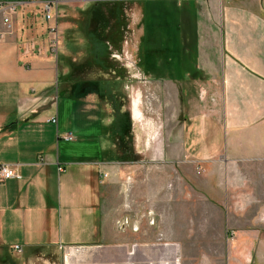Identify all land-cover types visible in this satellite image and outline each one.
Instances as JSON below:
<instances>
[{
    "label": "crops",
    "instance_id": "obj_1",
    "mask_svg": "<svg viewBox=\"0 0 264 264\" xmlns=\"http://www.w3.org/2000/svg\"><path fill=\"white\" fill-rule=\"evenodd\" d=\"M49 1L0 0V166L20 176L0 182V262L264 264V0H176L179 22L163 0H63L56 9L62 36L70 24L59 26L61 14L75 18L71 10L95 1L134 4L140 17L143 3L154 30L174 26L186 35L195 24L197 60L217 91L183 119L201 120L179 132L183 161L193 167L153 187L130 142L114 135L110 101L61 95L68 69L50 51L40 11ZM110 78L94 79L104 88ZM120 119L131 126L128 115ZM66 133L73 139H62ZM202 239L211 250L205 260L188 251ZM217 247H225L224 262Z\"/></svg>",
    "mask_w": 264,
    "mask_h": 264
},
{
    "label": "rangeland",
    "instance_id": "obj_2",
    "mask_svg": "<svg viewBox=\"0 0 264 264\" xmlns=\"http://www.w3.org/2000/svg\"><path fill=\"white\" fill-rule=\"evenodd\" d=\"M62 2L63 0H59L57 3L58 14L61 12L60 4ZM178 2L179 4H184L183 2ZM161 4L166 8L170 7L171 10L173 9L176 13V21L179 22L180 8L176 7V0H163ZM184 7L190 14L193 13L194 7L190 3L184 4ZM125 8V19L128 22V26L123 33L124 38L120 49L111 53V58L117 65L119 75L116 80L111 79V77L108 79L109 81H104L103 84L105 87L116 88L118 99L116 101L120 103V108H123L131 122L130 134L133 136V140L130 141L128 149L133 154L134 151L136 152L132 155V159L140 160L141 164L147 168L150 187H153L157 180L171 183L173 180L178 179L179 174L182 177L183 170L193 167L192 163L189 165V163L183 161L184 156L180 149L179 132L180 130L182 132V128L186 124L188 129L189 126H195L201 120L199 116L198 118L194 116L196 121L192 123L191 121L186 123L183 119L191 113L203 110L205 108V105L202 104L203 101L206 99L211 102V98L217 90L209 87L207 80H205L206 78L203 77L204 70L202 65L197 60L195 24L186 27V35L188 37L186 49H188V52H183L185 56L181 60L179 58L180 51L178 50H180L181 40L186 36L182 32V28L180 35L178 28L174 26L170 27V29L164 27L156 29L155 31L160 36V45L168 51L164 52L162 50L161 52L159 50L157 52L162 53L163 56L165 53L163 60L160 59L157 63V69L160 73L156 69V74L160 79L153 78L152 75H144L137 65L136 56L137 44L143 31L139 22L141 18L140 9L134 4ZM77 9L79 8L70 9V12L75 13V18L70 17L71 14L64 11L58 19L59 26H61L60 22L62 20L68 21L70 26L67 22H64L65 26L67 25L69 28L64 32L63 36L60 35L61 33L58 30L60 46L56 52L57 60H60L64 55L69 59L76 60L77 63H81L86 55L84 52V43L86 45V42L80 37V31L75 24V19L78 15L77 11H79ZM191 22L194 23L193 20ZM94 23L95 25L98 24L96 20H94ZM184 28L185 26H183ZM81 75L85 79H103L109 78L112 74L89 68ZM112 92H115V90L112 89ZM89 98L95 105L109 107V103H106V101L101 102L96 95H91ZM135 107L138 108L137 111L139 110L138 116L135 114ZM77 121L85 124L82 118H77ZM182 142L183 138H181V145H183ZM141 175L137 174V176ZM199 241V249L193 250V248H190L188 251L191 254L194 251L201 252L202 258L205 260L211 250L206 247L207 244L203 242V239ZM215 251L222 255L221 261L224 262L225 247H217ZM0 264L18 263L15 259L10 258L3 262L1 261Z\"/></svg>",
    "mask_w": 264,
    "mask_h": 264
},
{
    "label": "trees",
    "instance_id": "obj_3",
    "mask_svg": "<svg viewBox=\"0 0 264 264\" xmlns=\"http://www.w3.org/2000/svg\"><path fill=\"white\" fill-rule=\"evenodd\" d=\"M125 2H95L87 7L86 10L78 12V16L75 20V24L80 31V37L86 42L85 46V58L81 63L72 62L71 59L64 56L61 58L65 62V66L68 71L61 76L63 81V88L61 89V95H67V97L76 100L82 98L85 94L94 92L100 98H106L110 101L114 110V119L112 130L114 135L121 139L132 140L131 126L129 122H124V119H120L122 116H127L126 113L120 114V103H117L116 88L102 87V84L97 79H85L81 74L86 72L87 69L93 68L95 70H101L108 74H112V78H117L119 73L117 65L111 58V53L120 49V45L123 41V33L128 25L125 19ZM141 18L139 22L143 25V34L140 37L137 45V65L144 73V75H152L153 78L160 79L156 74L158 62L163 60L162 53H157L159 50H164L160 45V36L151 37L156 32L151 25L145 21V9L144 4L141 5ZM94 20L98 23L95 25ZM170 52L171 49L169 48ZM165 59V58H164ZM158 71V69H157ZM159 72V71H158ZM78 73H81L78 75ZM160 73V72H159ZM76 74V78L73 76ZM117 75V76H116ZM111 78V79H112ZM67 89V93H62V90ZM112 89L115 92H112Z\"/></svg>",
    "mask_w": 264,
    "mask_h": 264
},
{
    "label": "built area",
    "instance_id": "obj_4",
    "mask_svg": "<svg viewBox=\"0 0 264 264\" xmlns=\"http://www.w3.org/2000/svg\"><path fill=\"white\" fill-rule=\"evenodd\" d=\"M59 0H53V1H49V2H45L42 6H41V12H42V18L44 20V22L48 23L47 29L49 32L50 37V51L52 53H54L55 55L57 54V50L59 48V44H60V39H59V31H58V27L56 25V17H57V3ZM5 6L0 7V9L2 10V8H4ZM9 9V8H6ZM3 24L5 26H7V28H10V22H9V18L8 17H4L3 18ZM2 36L0 35V38ZM51 122H56V119H52ZM62 139L65 140H72V136L70 133H66L63 135V137H61ZM59 172H62V168H59ZM19 179L20 176L19 174L10 166H0V182L5 181L7 179ZM13 251L16 253L21 252V248L20 246H14Z\"/></svg>",
    "mask_w": 264,
    "mask_h": 264
}]
</instances>
